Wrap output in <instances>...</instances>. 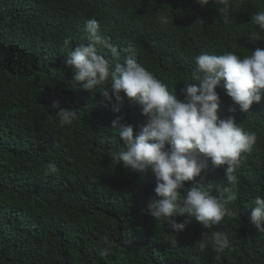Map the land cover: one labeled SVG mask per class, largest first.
<instances>
[{
    "label": "trees",
    "instance_id": "trees-1",
    "mask_svg": "<svg viewBox=\"0 0 264 264\" xmlns=\"http://www.w3.org/2000/svg\"><path fill=\"white\" fill-rule=\"evenodd\" d=\"M219 6L200 7L195 0H0V264H264V233L249 220L254 198L264 197V97L247 113L233 112L222 84L216 88L219 117L234 116L257 136L235 172L237 199L228 207L239 214L208 229L193 222L173 233L147 212L155 198L151 171L134 173L111 156L122 147L112 121L120 116L131 124L135 138L146 123L140 107L125 98L114 113L102 94L110 81L83 91L63 65L70 51L88 43L85 21L96 19L122 58L121 50L135 45L138 62L183 99L184 83L198 82L192 81L196 56L233 52L243 58L254 47L264 49V33L254 46L248 43L259 29L251 17L264 11V0H229L227 22ZM161 15L167 25L159 23ZM57 100L60 108L76 109L71 124L62 127L54 116ZM49 161L59 171L46 176ZM223 178L224 169L209 163L186 186L231 187ZM206 231L225 232L230 246L214 251L210 240L201 242Z\"/></svg>",
    "mask_w": 264,
    "mask_h": 264
},
{
    "label": "clouds",
    "instance_id": "clouds-1",
    "mask_svg": "<svg viewBox=\"0 0 264 264\" xmlns=\"http://www.w3.org/2000/svg\"><path fill=\"white\" fill-rule=\"evenodd\" d=\"M210 2L220 5L218 13L227 22L229 0H195L200 7ZM158 19L161 25L169 22L166 15ZM251 23L259 26L248 37V43L254 46L264 33V11L252 15ZM84 31L88 43L70 51L63 65L83 91L95 90L110 81L102 94L114 113L121 112L125 98L140 107L146 123L135 138L131 124L121 123L120 116L112 121L111 130L116 131L122 147L113 149L111 156L124 169L141 175L150 170L155 177V198L148 203V214L156 221L165 220L173 233L183 232L193 222L208 229L219 225L225 216L238 215V210L228 207L237 199L235 172L242 154L251 151L257 136L238 126L234 116L219 117L220 96L216 88L222 84L234 106L230 111L238 108L247 113L254 103L259 104L264 97V49L254 47L243 58L233 52L196 56L192 81L198 82L184 83L183 99H178L174 90L170 92L167 85L138 62L135 45L129 43L122 49V58L110 39L100 33L98 20L85 21ZM69 43L70 38L63 40L65 48ZM52 107L59 108L54 116L59 117L60 126L71 124L76 109L60 108L58 100ZM99 142L103 144L104 140ZM209 163L224 169L223 180L231 187L201 182L186 186ZM44 169L46 176L59 171L55 161L46 163ZM252 203L250 223L258 233H264V197L257 196ZM178 217L184 219L177 222ZM209 240L218 253L230 246L225 232H202L201 242Z\"/></svg>",
    "mask_w": 264,
    "mask_h": 264
}]
</instances>
